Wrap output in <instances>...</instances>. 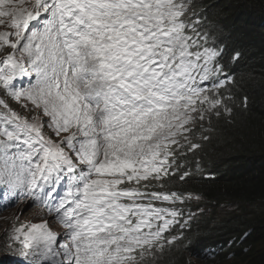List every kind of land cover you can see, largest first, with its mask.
I'll return each mask as SVG.
<instances>
[{
	"label": "snow or ice",
	"instance_id": "snow-or-ice-1",
	"mask_svg": "<svg viewBox=\"0 0 264 264\" xmlns=\"http://www.w3.org/2000/svg\"><path fill=\"white\" fill-rule=\"evenodd\" d=\"M192 14L189 0H0V90L32 113L0 99V210L30 200L65 230L15 228L18 264H152L185 244L193 195L157 189L191 175L180 157L234 103Z\"/></svg>",
	"mask_w": 264,
	"mask_h": 264
},
{
	"label": "trees",
	"instance_id": "trees-1",
	"mask_svg": "<svg viewBox=\"0 0 264 264\" xmlns=\"http://www.w3.org/2000/svg\"><path fill=\"white\" fill-rule=\"evenodd\" d=\"M194 1L192 21L222 49L233 80V112L206 122L202 135L208 139L198 141L195 153L180 157L191 175L157 189L193 195L178 205L192 216L185 244L166 246L158 261L225 264L228 254L247 251L245 264H264V0Z\"/></svg>",
	"mask_w": 264,
	"mask_h": 264
},
{
	"label": "rangeland",
	"instance_id": "rangeland-1",
	"mask_svg": "<svg viewBox=\"0 0 264 264\" xmlns=\"http://www.w3.org/2000/svg\"><path fill=\"white\" fill-rule=\"evenodd\" d=\"M190 4V2H189ZM190 9H194L193 5H190ZM0 99H3V94L0 90ZM8 100H5L7 103ZM8 104V103H7ZM23 107V106H22ZM23 112L19 113L21 115L31 117L32 113L23 107ZM47 119L46 117L44 118ZM46 134L51 135L50 132L45 130ZM194 205H200L199 200L193 201ZM43 220H47L49 223V227L54 231L55 226L51 223V221L47 217V211L39 206H32V201L30 200H22L19 203L15 204L12 207H9L7 210H2L0 213V262L7 263V260L10 258H15L14 256L9 254V250H5L4 248H8V237L14 231L15 228L21 225H29L32 223H41ZM4 246V247H1ZM250 251V250H248ZM248 252L244 251L241 254H228L225 259V264H245ZM208 260V259H206ZM152 264H161L158 261V257L152 262ZM201 264V263H200ZM219 264H221L219 262Z\"/></svg>",
	"mask_w": 264,
	"mask_h": 264
},
{
	"label": "bare ground",
	"instance_id": "bare-ground-1",
	"mask_svg": "<svg viewBox=\"0 0 264 264\" xmlns=\"http://www.w3.org/2000/svg\"><path fill=\"white\" fill-rule=\"evenodd\" d=\"M189 2H190V5H193V6H196L197 5V3H196V1H194V0H189ZM190 12L191 13H194L195 14V10L193 9H190ZM197 12V11H196ZM197 14V13H196ZM190 19L191 20H193V15H191L190 16ZM198 25V23L196 22V26ZM213 40V39H212ZM2 212V210H0V213ZM1 247H4V246H1ZM5 250H9L8 248H4ZM1 260V259H0ZM4 264H18V262H17V259L16 258H9L8 260H7V263H4Z\"/></svg>",
	"mask_w": 264,
	"mask_h": 264
}]
</instances>
